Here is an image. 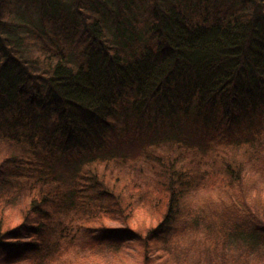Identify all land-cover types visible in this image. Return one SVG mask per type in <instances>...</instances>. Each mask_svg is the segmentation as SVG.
Listing matches in <instances>:
<instances>
[{
  "label": "trees",
  "instance_id": "obj_1",
  "mask_svg": "<svg viewBox=\"0 0 264 264\" xmlns=\"http://www.w3.org/2000/svg\"><path fill=\"white\" fill-rule=\"evenodd\" d=\"M93 261L264 264V0H0V264Z\"/></svg>",
  "mask_w": 264,
  "mask_h": 264
},
{
  "label": "rangeland",
  "instance_id": "obj_2",
  "mask_svg": "<svg viewBox=\"0 0 264 264\" xmlns=\"http://www.w3.org/2000/svg\"><path fill=\"white\" fill-rule=\"evenodd\" d=\"M130 248H131V247H130ZM132 248H133V247H132ZM132 248H131V249H132ZM128 253H129V252H128ZM129 254H131V253H129ZM111 259H113V258H112L111 256H109V259H105V258H104V259H102V260L107 261V260H111ZM92 263H93V264H101V262H99V261H93ZM120 264H123V263L120 262Z\"/></svg>",
  "mask_w": 264,
  "mask_h": 264
}]
</instances>
